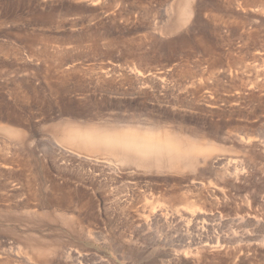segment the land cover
<instances>
[{"label": "rangeland", "instance_id": "1", "mask_svg": "<svg viewBox=\"0 0 264 264\" xmlns=\"http://www.w3.org/2000/svg\"><path fill=\"white\" fill-rule=\"evenodd\" d=\"M129 132L173 159L68 137ZM6 257L264 264V0H0Z\"/></svg>", "mask_w": 264, "mask_h": 264}, {"label": "bare ground", "instance_id": "2", "mask_svg": "<svg viewBox=\"0 0 264 264\" xmlns=\"http://www.w3.org/2000/svg\"><path fill=\"white\" fill-rule=\"evenodd\" d=\"M120 134L121 133H119L118 135L104 134V136L101 135L100 137H98L95 135V133H92V134L77 133L74 137L73 136L72 137L68 136V137L70 139H72L71 143L75 144L78 147L82 146L87 151L94 152V153L100 152V155L102 153L103 154L106 153V154H108V156H111V155L112 156H118V159H120L122 161H124V160L129 161L131 163H134L135 165H139L141 163V161L145 160V159L150 160V161H155V160L157 161L159 159H165V158L173 159V157H174L173 154L175 152H173V150L175 149V145L172 142L168 141L167 139H164L163 137L153 138L150 136L148 137V135H145V134L134 135V134H131V132H129L128 134H124V135H120ZM95 154H97V153H95ZM78 157H80V156H78ZM103 157H104V155H103ZM187 159H189V157ZM87 161H88V158H87ZM104 161H105V159H104ZM110 161H112V160H110ZM100 163H98V164H100ZM109 165H111V164H109ZM104 166H105V164H104ZM104 169H106V168H104ZM92 172H94V171H92ZM111 172H112V170H111ZM53 194H54V192H53ZM91 234H92V232H91ZM3 260L4 261L1 260L2 262H0V264H9L8 263L9 260H7V257H6V259L4 258ZM32 263H33V261H32Z\"/></svg>", "mask_w": 264, "mask_h": 264}]
</instances>
